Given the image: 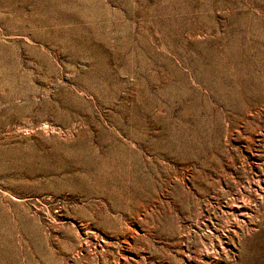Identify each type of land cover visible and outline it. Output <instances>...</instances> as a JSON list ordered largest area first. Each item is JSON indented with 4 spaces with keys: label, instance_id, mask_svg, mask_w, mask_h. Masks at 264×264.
I'll return each mask as SVG.
<instances>
[{
    "label": "rangeland",
    "instance_id": "374dc122",
    "mask_svg": "<svg viewBox=\"0 0 264 264\" xmlns=\"http://www.w3.org/2000/svg\"><path fill=\"white\" fill-rule=\"evenodd\" d=\"M0 264H264V0H0Z\"/></svg>",
    "mask_w": 264,
    "mask_h": 264
}]
</instances>
